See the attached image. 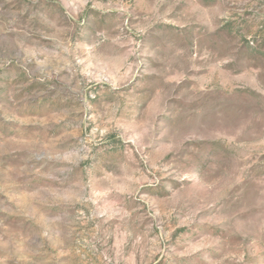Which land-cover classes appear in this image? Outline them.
<instances>
[{
    "label": "rangeland",
    "instance_id": "obj_1",
    "mask_svg": "<svg viewBox=\"0 0 264 264\" xmlns=\"http://www.w3.org/2000/svg\"><path fill=\"white\" fill-rule=\"evenodd\" d=\"M0 264H264V0H0Z\"/></svg>",
    "mask_w": 264,
    "mask_h": 264
}]
</instances>
